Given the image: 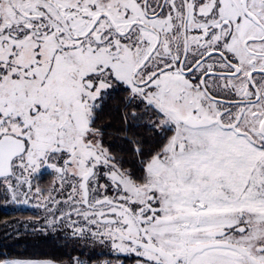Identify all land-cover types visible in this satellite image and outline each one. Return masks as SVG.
Here are the masks:
<instances>
[{
    "label": "snow or ice",
    "instance_id": "6c2138e0",
    "mask_svg": "<svg viewBox=\"0 0 264 264\" xmlns=\"http://www.w3.org/2000/svg\"><path fill=\"white\" fill-rule=\"evenodd\" d=\"M9 209L0 264H264V0H0Z\"/></svg>",
    "mask_w": 264,
    "mask_h": 264
},
{
    "label": "trees",
    "instance_id": "16d2710c",
    "mask_svg": "<svg viewBox=\"0 0 264 264\" xmlns=\"http://www.w3.org/2000/svg\"><path fill=\"white\" fill-rule=\"evenodd\" d=\"M102 120L105 124L110 123V119L108 118L107 114L105 117H102ZM35 210H29L26 209L24 212H20L15 209H9L8 212H4L3 210H0V236H3L5 228V224L14 225V222L16 220H27L32 213ZM7 231L12 232L13 228L9 227ZM42 239V238H41ZM2 243L12 246L10 249L6 248L5 250H11L12 252H24L27 250L29 254H32L33 252H41L45 253L47 255H53L56 253V249L54 247V244L52 242L47 243H37V241L33 238H26L24 236H19L16 239H11L7 241H2ZM19 243L20 247H15ZM26 245V249H25Z\"/></svg>",
    "mask_w": 264,
    "mask_h": 264
},
{
    "label": "rangeland",
    "instance_id": "374dc122",
    "mask_svg": "<svg viewBox=\"0 0 264 264\" xmlns=\"http://www.w3.org/2000/svg\"><path fill=\"white\" fill-rule=\"evenodd\" d=\"M29 210H34V209H29Z\"/></svg>",
    "mask_w": 264,
    "mask_h": 264
}]
</instances>
